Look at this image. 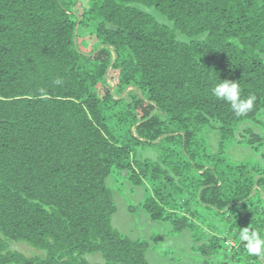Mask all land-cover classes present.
<instances>
[{
    "label": "trees",
    "instance_id": "trees-1",
    "mask_svg": "<svg viewBox=\"0 0 264 264\" xmlns=\"http://www.w3.org/2000/svg\"><path fill=\"white\" fill-rule=\"evenodd\" d=\"M79 1L0 0V264H97L93 254L148 264V243L111 225L106 180L122 172L147 183L141 208L151 220L191 233L193 253L215 256L233 242L245 264H261L239 233L264 236V169L225 152L240 124L264 117V0H85L75 19ZM78 26L101 49L79 51ZM219 79L238 81L242 99L254 95L253 109L237 116L213 96ZM129 89L160 115L144 137L133 131L148 114L121 97ZM213 124L219 144L209 154L203 131ZM145 148L155 162L137 158Z\"/></svg>",
    "mask_w": 264,
    "mask_h": 264
},
{
    "label": "rangeland",
    "instance_id": "rangeland-1",
    "mask_svg": "<svg viewBox=\"0 0 264 264\" xmlns=\"http://www.w3.org/2000/svg\"><path fill=\"white\" fill-rule=\"evenodd\" d=\"M86 7V1L78 2V6L74 10L73 17L78 19L83 8ZM151 14L160 24L172 27L163 16L153 9H144ZM92 29L89 27H77L75 44L79 51L89 55L101 49L95 38L91 35ZM176 37L179 41L189 42L178 32ZM198 39H203L200 37ZM264 61V57H262ZM110 61H113V54L110 53ZM107 86L114 97H117L113 89L112 80L109 78ZM121 97L125 98L132 104L144 110L148 114V121L141 127L140 131H133L135 136L144 137L150 132L153 120H157L160 115L151 108H144L140 102L137 93L129 89ZM264 117L258 118V123L245 122L238 126L234 133L231 145L226 149V157L233 164L247 163L258 165L264 169ZM213 127L206 128L203 136L206 139L207 153L215 154L218 150L219 135L213 124ZM251 143V144H248ZM158 153L151 149H139L137 158L140 160H149L155 162ZM106 185L112 192L113 202L116 207L115 213L111 218V225L121 235L131 240H142L148 243V250L145 258L148 264H245V256L235 252L236 243L228 242V248L215 256L202 257L198 253H193L191 248V233L188 230L178 235H171V227L168 223L153 221L149 218L141 204L147 196L146 188L149 189L147 183L144 186H137L128 179V174L122 172L118 175L110 176L106 180ZM259 194L264 196V189L259 190ZM218 224V223H217ZM8 247L12 251H16L25 257H42L44 253L36 250L24 243H8ZM90 263L103 264V260L99 254L87 256ZM237 260V261H236ZM264 264V259H259Z\"/></svg>",
    "mask_w": 264,
    "mask_h": 264
},
{
    "label": "clouds",
    "instance_id": "clouds-1",
    "mask_svg": "<svg viewBox=\"0 0 264 264\" xmlns=\"http://www.w3.org/2000/svg\"><path fill=\"white\" fill-rule=\"evenodd\" d=\"M212 95L217 99L230 103L237 116L246 115L255 104L256 97L250 95L241 98V87L238 81L220 80L212 89ZM240 241L244 242L246 252L251 256L264 258V236L257 230L247 226L239 233Z\"/></svg>",
    "mask_w": 264,
    "mask_h": 264
}]
</instances>
